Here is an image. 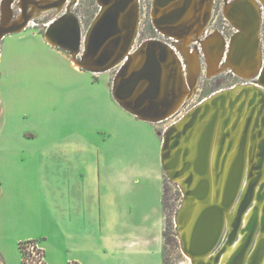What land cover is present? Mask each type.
I'll return each instance as SVG.
<instances>
[{
    "label": "crops",
    "instance_id": "1",
    "mask_svg": "<svg viewBox=\"0 0 264 264\" xmlns=\"http://www.w3.org/2000/svg\"><path fill=\"white\" fill-rule=\"evenodd\" d=\"M19 32L0 46V264H23L27 240L46 264H166L156 122L127 110L69 50Z\"/></svg>",
    "mask_w": 264,
    "mask_h": 264
},
{
    "label": "bare ground",
    "instance_id": "2",
    "mask_svg": "<svg viewBox=\"0 0 264 264\" xmlns=\"http://www.w3.org/2000/svg\"><path fill=\"white\" fill-rule=\"evenodd\" d=\"M10 1L6 0V3L3 4L4 22L1 26L0 40L10 31L17 30L11 29V27L19 24V22L22 23L24 20V14L17 21L12 19L8 5ZM123 1L100 0L104 6L95 21L103 12H107L117 4L123 3ZM259 1L264 4V0ZM55 2L56 0H22L21 6L23 10L28 6L27 9H32L31 13L35 17H39L41 13L45 12L42 8L43 6L54 4ZM133 2L134 0H126L125 8L119 10L118 25L120 30L95 54L89 45L88 39L90 37H87L84 51L85 55L82 58V61H84L83 67L93 72H99L111 69L113 66L119 65L120 62H125L124 65L127 66L126 76H129L145 66L150 41L144 42L134 51L131 49L137 28L136 3ZM160 2L165 3L167 0H155L153 10L155 24L162 33L165 32L178 37L177 42L180 44L178 46L184 51V55L186 54L187 73L185 72L186 68H184L173 48L171 49L164 42L156 40L167 51L164 59H161L158 53L156 56L158 61L157 71L160 73V87L156 100L160 103L169 100L170 105H164L166 112L163 117L158 114L151 115L155 121H163L173 116L182 107L183 103L194 94V88L201 71V60L198 54L195 52L190 53L189 49L195 40L202 41L201 34L211 18L212 9L211 0H171L165 6H159L158 3ZM205 2H207V6L204 8L203 5ZM54 6V8L58 9L62 7L61 4ZM177 8H180V17H174L170 20L169 18L172 16L171 11ZM132 14L135 19L133 21L134 28L130 35L128 31ZM225 16L239 29L240 34L237 36L234 35L230 53L227 55L224 64L221 62L224 52V45L221 44V36L215 34L210 39L203 41L210 76L232 68L242 78L253 79L256 76L261 78L264 63L260 50L259 34L261 28V13L259 11V3L257 0H240L235 4L229 3L225 9ZM52 25H50L47 35H45L46 39L51 44L65 48L76 55L79 52L81 42V27L76 16L68 12L56 26L52 28ZM25 28L26 26H22L19 31ZM115 40L119 43L118 48L108 57L107 62L103 63L105 52L110 50ZM160 50L161 48L158 47L157 52ZM74 60L77 66L83 64L76 56ZM152 71L154 70L150 69L148 74H152ZM182 72L185 79V88H178V85H183ZM120 78L121 75L117 77V82ZM149 83L150 81L148 79L140 80L136 84L132 94L128 98H122L121 101L138 114L144 115V112L148 110V104L151 100H147L145 105L140 109L137 108L136 101L147 90ZM260 83L258 85H250V88L241 84L235 88L223 89L215 93L187 112L180 120L173 123L172 125H175L176 130L168 134V138H170L168 145L164 146V142H162V165H173L168 168V171L166 170L173 177L175 172L181 170L185 160L190 163L194 162L198 151V143L203 135L204 129L212 120L215 112H218L206 175L197 173L192 166L183 175L176 177L174 181L179 183L185 192L194 190L191 195L186 196L184 205L179 211V231L181 232L183 244L190 248L193 230L199 216L207 207L216 205L224 208L222 238L225 233L226 237L221 247H224L225 251L220 256L219 262H215V256L221 248L219 246L203 255L185 252L190 259V262L187 264H197L200 261L204 262V264H227L243 242L247 233L246 226L255 211L257 223L260 224L264 207V197L260 199L258 196L259 192H264V125L262 124V117L264 115V87L261 86L262 84L264 85V82L261 80ZM239 93L242 95L240 101L231 108V100H234ZM214 100L217 101L215 102ZM242 102H245V104L240 112L239 108ZM252 111H254V114H252V120L248 128L246 144L242 146V137L248 122V117ZM261 111L262 114L260 115ZM226 118H229V124L225 127L223 122ZM257 119L259 120L258 124H256ZM225 132H229L230 136L225 139L219 164L217 165L216 162L221 148V140ZM175 138H179V144L177 146L172 145ZM230 143L232 144L231 146H229ZM185 148H188L190 153L184 160L183 151ZM239 153H241L240 156ZM261 154H263V157ZM236 158L238 159L236 160ZM261 159L262 162L260 164ZM258 164L261 167L254 169ZM191 173L193 180L188 184L186 183V179ZM230 174L231 180L226 196L228 199L231 198V201L227 202V205L224 206L225 190ZM259 174L260 179L254 189L253 202L241 217L242 224L237 232V239L230 244L227 242V238L229 232L233 229V222L237 216L240 204L250 182ZM203 180H206V183ZM205 189L206 194L203 195ZM216 217L214 211H210L205 216L201 227L197 230L196 242L198 244L208 243L212 239L216 226ZM221 240L219 243H221ZM260 240H264V232L257 233L255 242ZM249 254H247L244 264L250 263L251 257ZM259 264H264V255Z\"/></svg>",
    "mask_w": 264,
    "mask_h": 264
},
{
    "label": "rangeland",
    "instance_id": "3",
    "mask_svg": "<svg viewBox=\"0 0 264 264\" xmlns=\"http://www.w3.org/2000/svg\"><path fill=\"white\" fill-rule=\"evenodd\" d=\"M55 1V0H53ZM236 0H214V17L206 25V31L202 37V41L195 40L192 44V47L189 49L190 53H196L199 55L201 60V71L198 77L197 84L194 88V94L183 103L182 107L170 118L165 119L163 121L156 120L155 128L159 132L161 136V143L164 139V133L166 129L169 128L173 123L180 120L183 116L186 115L191 109L197 106L202 101L211 97L215 93L223 90L230 89L234 86L242 83H258V77L254 79H244L241 77H237L231 71V68L223 70L217 74L211 75L208 69V61L206 57V50L203 45V41L210 39L213 35L219 34L221 36V44L224 45L223 59L222 64H224L227 55H229L231 50V45L235 36L239 35L240 31L236 26L231 25L227 17L225 16V9L229 3H233ZM60 0H56L54 4L43 6V10L45 12L41 13V16L35 17L31 11L32 9L23 10L21 6L22 0H11L9 2V11L11 13V17L14 21H17L21 15L24 14L22 23L16 24L11 27L12 30L8 34L11 33H20L18 32L22 26H26V30L35 31L40 33L45 37L50 28V25L53 22L57 21L63 17L66 13L71 11L76 18L79 20L81 25V45L79 47V52L73 56L70 54L71 59L75 62V56L78 60H81V54L85 51L86 39L88 35V31L91 28L92 23L95 21L99 13L102 11V5L98 0H69L65 5ZM259 3L260 13H261V28H260V43H261V54L264 59V4L257 0ZM6 3V0H0V31L2 30L1 26L4 22V12H3V4ZM152 0H139L141 16H140V24L138 28V32L135 38V42L131 49L136 50L144 41L156 38L167 42L176 54L179 56L180 61L182 62L184 68H186L187 73V63H186V54L184 55V51L180 49L176 38H170L169 36L163 35L157 28L154 27L151 21L150 15V7ZM61 4L62 7L60 9L54 8V5ZM65 5V6H64ZM231 22V21H230ZM232 23V22H231ZM210 24V25H209ZM7 34V35H8ZM6 35V36H7ZM235 35V36H234ZM4 37V36H3ZM2 37V38H3ZM1 46V40H0ZM182 50V51H181ZM1 51V48H0ZM81 52V53H80ZM82 65L84 66V61H82ZM80 64V63H79ZM125 64V62H120L119 65L113 66L111 69H107L104 71H99L93 77L95 80L102 79V77L108 80L110 87L114 90L115 84L117 82L116 77L120 68ZM86 68V67H85ZM84 69V68H82ZM88 69V68H87ZM86 69V70H87ZM91 71V70H90ZM93 72V71H92ZM100 73V74H99ZM241 78V79H240ZM116 80V82H115ZM1 103H0V138L3 132V115L1 113ZM26 124H25V123ZM19 125L25 132H33V125L28 121L21 120ZM18 127V125H16ZM20 129V128H19ZM29 138V136H27ZM24 141H21L23 143ZM2 141L0 140V148ZM162 155V150H161ZM162 158V157H161ZM1 164V162H0ZM164 169V167H163ZM164 172V195H163V205H164V216H165V263L166 264H187L190 262V259L185 254L183 250V241L181 238V232L179 231V222H178V214L181 207L184 205V192L181 185L174 180H172L165 170ZM13 199L15 202L19 203V196H14ZM6 212H5V203L3 201L2 193H0V223L1 229L4 230ZM1 245V244H0Z\"/></svg>",
    "mask_w": 264,
    "mask_h": 264
},
{
    "label": "water",
    "instance_id": "4",
    "mask_svg": "<svg viewBox=\"0 0 264 264\" xmlns=\"http://www.w3.org/2000/svg\"><path fill=\"white\" fill-rule=\"evenodd\" d=\"M104 1H108V0H104ZM171 0H167V2L165 3H158L159 6H165L166 4H168ZM240 0H236L233 3L235 4L236 2H238ZM158 2V1H157ZM126 6V0L123 1V3H119L117 4L114 8L108 10L107 12H103L102 15L95 21L92 23V27L90 29V31H88V35L90 38L89 40V45L90 47H92V50L94 52V54L96 52H98V50H100V48L105 45L119 30L120 27L118 25V17H119V10L121 8H125ZM180 8L174 9L171 11V18H169L170 20L173 19L174 17H180L181 12L179 11ZM134 14V13H133ZM131 15V20L129 22V34L131 35L132 31H133V26H134V15ZM62 19V17L60 19H57V21H55L53 23V25L51 26L52 28L54 26H56V24ZM108 19V20H107ZM158 28V27H157ZM90 32V33H89ZM240 34V33H239ZM81 45V42H80ZM119 43L117 42V40L114 41V43L112 44L110 50H108L107 52H105V56L103 59V63L107 62V59L109 56H111L116 49L118 48ZM149 49H148V58H147V62L145 64V66L141 69L138 70L136 72H133L132 74H130L129 76L127 75V66L123 65L117 76L121 75L120 80H118V82H116L114 90H113V94L114 97L130 112H132L133 114H135L136 116L145 119V120H150L155 122V119L153 117H151L152 114H158V115H162V117L164 116L165 112H166V108L165 106H169L170 105V101H164L162 103L158 102L156 100V98L158 97V93H159V87H160V73L159 71H157L158 69V61H157V53L158 56L161 57V59L165 58L166 55V48L162 45L159 44L156 40H150L149 42ZM158 47L161 48V50L159 52H157ZM85 55V52H84ZM118 57V56H117ZM116 57V58H117ZM116 60V59H115ZM119 60V59H118ZM152 69L154 71H152V74H148V71ZM262 78V76H261ZM261 78H259L258 82H261ZM117 79V77H116ZM142 79H148L150 81L149 86L147 88V90L137 99L136 101V105L138 106L137 108H141L142 106L145 105V102L147 100H151L148 104V110H146L144 112V115L138 114L135 110L131 109V107L127 106L126 104H124L121 99L122 98H128L132 92L134 91V88L136 86V84L142 80ZM241 93H239L236 98H234V100H231L230 102V106L231 108H233L235 106V104L237 102L240 101L241 98ZM215 102L217 100H214ZM244 104L245 102H242L239 110L240 112L242 111V109L244 108ZM252 114H254V111H252L251 115L248 117V122L245 128V132L243 134L242 137V146H244V144H246V140H247V133H248V128L250 126L251 120H252ZM262 114V111L260 112V115ZM159 116V117H160ZM196 116V114H195ZM217 118H218V112H215V114L213 115L212 120L206 125L203 135L201 136L199 143H198V151L196 154V158L194 160L193 163H190L189 161H186V157L189 155L190 151L188 148H185L183 151V157L185 160V163L183 165V167L181 168V170L175 172L173 174V177H171V174H169L170 178L172 180H174L176 177L183 175L187 170H189L192 166L194 168V170L201 174V175H206L207 170H208V165H209V152H210V148H211V143L213 140V136L215 133V128H216V124H217ZM259 119V118H258ZM256 120V124L259 123V120ZM191 124V123H190ZM224 126L226 127L229 124V118H226L223 122ZM262 124L264 125V115L262 117ZM235 127V125H234ZM174 130H176L175 125H171L169 126L168 129H166L165 133H164V146L168 145V141L170 138H168V134L172 133ZM230 134L229 132H225L223 134L222 140H221V148L219 150L218 153V158H217V162L216 164H219V158L220 155L222 154V146L224 145L225 139L227 137H229ZM179 138H175L174 142H173V146H177L179 144ZM232 144L230 143L229 146H231ZM241 155V153H239V156ZM238 156V157H239ZM261 156L263 157V154H261ZM238 158H236L237 160ZM164 162V161H163ZM175 162V160H174ZM262 162V159L260 161V164ZM260 164H258L257 166L254 167V169H258L260 168ZM173 165H163L164 170L168 171V168H170ZM260 179V174L255 176L252 181L250 182L247 192L240 204L237 216L233 222V229L229 232L228 238H227V242L232 244L236 239H237V232L239 230V228L241 227V217L243 215V213L245 212V210L247 208H249V206H251L252 204V198H253V193H254V189L256 184L258 183ZM193 180V175L192 173L189 175V177L186 179V183L190 184ZM231 180V174L229 177V180L227 182V186H226V190H225V196H224V206L227 205V202L231 201V198L228 199L227 198V190H228V186ZM206 183V180H203ZM194 190H188L187 192H184V201L186 200V196L191 195L192 192ZM206 194V189L203 191V195ZM259 198L262 199L264 197V192L261 193L259 192ZM223 209L220 206H209L207 207L199 216L194 230H193V234H192V241H191V246L190 248L186 247V245L183 244V250L184 252H190L192 254H197V255H203L206 254L207 252H209L210 250H212L213 248H216L217 246L221 247V245L223 244V241L226 237V233L224 235V237L222 238L223 235ZM257 210V209H256ZM210 211H214L216 217V221H215V229H214V234L212 236V239H210V241L208 243L204 242L203 244H198L196 242V238H197V230H199V228L201 227V224L205 218V216L210 212ZM179 215V214H178ZM245 229V228H244ZM242 229V230H244ZM246 235L244 237L243 242L241 243L240 247L238 248V250L235 252V254L230 258L229 262L227 264H244L245 263V259L247 257V254H249V256L251 257L250 263L249 264H259L263 255H264V240H260L258 242H255V238L257 233L259 232H264V207H263V215L261 217V221L260 224L257 223L256 220V211L254 212V214L251 216L247 226H246ZM222 238V240H221ZM221 240V243H219ZM255 242V245H254ZM254 245V247H253ZM251 250V251H250ZM225 251L224 247H221L218 252L217 255L215 256V262H219V258L222 255V253ZM197 264H204V262L200 261Z\"/></svg>",
    "mask_w": 264,
    "mask_h": 264
},
{
    "label": "flooded vegetation",
    "instance_id": "5",
    "mask_svg": "<svg viewBox=\"0 0 264 264\" xmlns=\"http://www.w3.org/2000/svg\"><path fill=\"white\" fill-rule=\"evenodd\" d=\"M61 2H62V4L64 3V0H60ZM69 0H66V2H65V5H66V3L68 2ZM99 2H100V0H98ZM210 1V0H209ZM212 1V9H211V18H210V20H209V23H211L212 21L211 20H213V18L212 17H214V14H213V11H214V0H211ZM134 2L136 3L135 4V7H136V12H137V28H136V32H135V36H134V39H133V42H132V45H131V47L133 46V43L135 42V38H136V35H137V32H138V28H139V24H140V16H141V9H140V4H139V0H134ZM133 2V3H134ZM154 2H155V0H152V3H151V7H150V15H151V21H152V24L154 25V27L155 28H157L158 26L155 24V21H154V16H153V10H154ZM101 3V2H100ZM64 5V6H65ZM101 5H102V9H103V4L101 3ZM207 6V2H205V4L203 5V7L205 8ZM259 11H260V8H259ZM69 12H71V11H69ZM72 13V12H71ZM73 14V13H72ZM74 15V14H73ZM228 20V19H227ZM261 20H262V18H261ZM79 21V20H78ZM211 21V22H210ZM186 22V21H185ZM228 22L231 24V25H233L229 20H228ZM79 24H80V22H79ZM210 25V24H209ZM234 26V25H233ZM80 27H81V25H80ZM206 28H207V26H206ZM206 28L204 29V31H203V33L201 34L202 36L201 37H203V35H204V33H205V31H206ZM161 33H162V31L159 29V28H157ZM163 35H165V36H169L170 38H176V39H178V37H176V36H172V35H170V34H168V33H165V32H163L162 33ZM82 39V38H81ZM150 40H160V39H156V38H151V39H148V40H146V41H144V42H147V41H150ZM160 41H162V42H164L165 44H167L171 49H172V47L167 43V42H165V41H163V40H160ZM143 42V43H144ZM142 43V44H143ZM141 44V45H142ZM140 45V46H141ZM139 46V47H140ZM260 50H261V43H260ZM70 52V51H69ZM81 53V52H80ZM70 54L73 56V54H72V52H70ZM83 55H84V51H83V54H81V59L83 58ZM262 59H263V57H262ZM263 63H264V59H263ZM232 69V68H231ZM234 75H237L233 70L231 71ZM182 76H183V72H182ZM262 78H261V80L264 82V70H263V72H262ZM237 77H240L239 75H237ZM256 77H258V80H259V76H256ZM256 77H254V78H256ZM242 78V77H241ZM240 78V79H241ZM253 78V79H254ZM244 79H246V78H244ZM247 80H249V79H247ZM185 79H184V76H183V85L181 86V85H178V88H185ZM242 84H244V85H246L248 88H250V85H258V84H261L260 82H258V83H242ZM238 85H241V84H238ZM238 85H236V86H238ZM236 86H234L233 88H235ZM262 87H264V85L262 84L261 85ZM257 87V86H256Z\"/></svg>",
    "mask_w": 264,
    "mask_h": 264
},
{
    "label": "built area",
    "instance_id": "6",
    "mask_svg": "<svg viewBox=\"0 0 264 264\" xmlns=\"http://www.w3.org/2000/svg\"><path fill=\"white\" fill-rule=\"evenodd\" d=\"M27 251H28V257H29V259H27V262L29 264H42L44 260V256L41 252V248L37 241L30 243L27 247Z\"/></svg>",
    "mask_w": 264,
    "mask_h": 264
},
{
    "label": "trees",
    "instance_id": "7",
    "mask_svg": "<svg viewBox=\"0 0 264 264\" xmlns=\"http://www.w3.org/2000/svg\"><path fill=\"white\" fill-rule=\"evenodd\" d=\"M36 240H27V241H23V242H20V249L22 251V260H23V264H29L27 262V259H29L28 257V251H27V247L30 243L32 242H35ZM41 252L44 256V251L41 249ZM31 254V253H30ZM31 256V255H30ZM35 260V259H34ZM39 262V261H37ZM42 264H46L45 260H43ZM68 264H79L78 262H69Z\"/></svg>",
    "mask_w": 264,
    "mask_h": 264
}]
</instances>
